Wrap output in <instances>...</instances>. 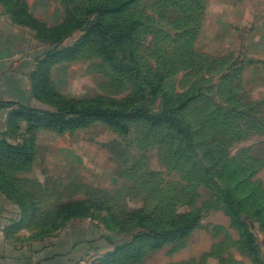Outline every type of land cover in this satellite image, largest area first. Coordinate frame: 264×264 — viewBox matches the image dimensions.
I'll use <instances>...</instances> for the list:
<instances>
[{
  "label": "rangeland",
  "instance_id": "rangeland-1",
  "mask_svg": "<svg viewBox=\"0 0 264 264\" xmlns=\"http://www.w3.org/2000/svg\"><path fill=\"white\" fill-rule=\"evenodd\" d=\"M2 41L0 224L14 254L264 264V0H0ZM121 103L131 118L178 117L190 142L146 120L73 129L30 112ZM191 213L199 223L180 243L127 229L139 214Z\"/></svg>",
  "mask_w": 264,
  "mask_h": 264
},
{
  "label": "trees",
  "instance_id": "trees-1",
  "mask_svg": "<svg viewBox=\"0 0 264 264\" xmlns=\"http://www.w3.org/2000/svg\"><path fill=\"white\" fill-rule=\"evenodd\" d=\"M104 11L105 9L103 10L101 8H94L92 10L93 13H98L100 16L103 15L102 13ZM93 22L99 21L93 20ZM82 43L83 41H79L74 45L72 51H70L72 55H75L78 52L82 47ZM185 107L186 103H182L180 104L179 109ZM131 109V104L121 103L112 106V108H103L100 104H89L82 106L79 109L75 107H71L69 111L64 109L62 112H60V110L57 112L30 110V112H34V117L43 124L73 129L86 128L101 123L126 131L128 130L131 120H146L157 127H166L170 129L173 127V130H175L174 132L181 134L188 140L187 142H190V128L185 126L178 117L173 115L172 117L163 112L152 114L139 110L142 116L131 118L129 116L132 111ZM35 112H38V114ZM219 194L229 207L236 206L239 212L242 210L241 203L236 200L235 195L230 188H221ZM79 207V205H77V207L76 205H72V208H74L72 211L78 213L80 211ZM66 210L71 211V207H67ZM132 220L135 222L128 226V230H134L137 228L150 230V232L154 234V241L158 239L161 233H165V230H171L177 235V238L175 239L177 240L176 243H180L185 241L195 230L199 223L200 215L198 213H191L183 217H160L150 214H139L138 216L133 217ZM163 244V242H160L159 247Z\"/></svg>",
  "mask_w": 264,
  "mask_h": 264
},
{
  "label": "crops",
  "instance_id": "crops-1",
  "mask_svg": "<svg viewBox=\"0 0 264 264\" xmlns=\"http://www.w3.org/2000/svg\"><path fill=\"white\" fill-rule=\"evenodd\" d=\"M10 53H12L11 49L7 47L3 41L0 42V60L2 61L4 58H7ZM2 230L6 229L0 224V264H63L62 259L64 260L65 257L61 255L62 253L60 255L56 254L51 256L47 260H37L36 263L31 262L23 251L16 252L17 254H14L11 245L5 242L4 232ZM63 249L64 253L67 252L68 256L75 250L74 246Z\"/></svg>",
  "mask_w": 264,
  "mask_h": 264
}]
</instances>
